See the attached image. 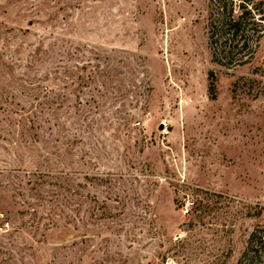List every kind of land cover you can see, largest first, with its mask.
I'll use <instances>...</instances> for the list:
<instances>
[{"label": "rangeland", "instance_id": "rangeland-1", "mask_svg": "<svg viewBox=\"0 0 264 264\" xmlns=\"http://www.w3.org/2000/svg\"><path fill=\"white\" fill-rule=\"evenodd\" d=\"M208 13L0 0V264H237L264 236V34L217 65Z\"/></svg>", "mask_w": 264, "mask_h": 264}, {"label": "trees", "instance_id": "trees-1", "mask_svg": "<svg viewBox=\"0 0 264 264\" xmlns=\"http://www.w3.org/2000/svg\"><path fill=\"white\" fill-rule=\"evenodd\" d=\"M264 0H209L207 35L212 61L230 66L251 53L264 34ZM237 264H264V236L253 232Z\"/></svg>", "mask_w": 264, "mask_h": 264}]
</instances>
